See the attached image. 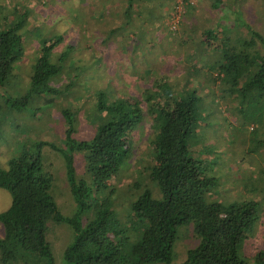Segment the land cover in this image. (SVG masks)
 Listing matches in <instances>:
<instances>
[{"label":"trees","instance_id":"1","mask_svg":"<svg viewBox=\"0 0 264 264\" xmlns=\"http://www.w3.org/2000/svg\"><path fill=\"white\" fill-rule=\"evenodd\" d=\"M216 4L217 0H212L211 6ZM234 13L229 17L232 25L242 26L247 36L227 40L221 49L214 47L218 55L207 69L214 73L212 82L218 79L223 94L235 95L241 106L252 102L264 107V35L245 22L239 11ZM22 16L21 13L0 25L2 89L14 75ZM209 34L210 31L205 32ZM59 38L56 35L43 42L31 61L26 89L19 96L2 97L1 112L3 107L20 109L35 96H42L45 103L61 94L65 96L71 81L57 86L48 83L60 70L57 60L48 57ZM197 92L190 81H185L178 90L168 87L155 96L144 89L140 102L133 97H109L104 89H95V114L89 117L91 131L88 138L80 140L70 136V109L60 107L68 149L37 139L30 149L23 145L17 155L8 158L5 168L0 166V188L10 198L8 206L0 211V264L26 258L35 264H53L45 239L46 228L52 222H62L70 231L61 250L62 264H247L238 247L258 220L259 204L254 198L226 205L208 199V190L217 181L209 175V154L203 150L200 159L191 154L196 151L191 142L202 129L203 119V95ZM144 104L154 123L149 137L152 161L143 167L147 180L137 177L124 215L119 216L114 206L121 198L112 183L107 182L114 180L129 157V139L141 126ZM43 145L56 148L63 157L66 180L75 201V209L69 215L60 212L49 193L53 178L43 170ZM74 148L83 151L80 176L75 172L71 152ZM186 225L196 242L184 251L181 261L172 262L171 245L176 231ZM252 260L253 264H264V252H256Z\"/></svg>","mask_w":264,"mask_h":264},{"label":"rangeland","instance_id":"2","mask_svg":"<svg viewBox=\"0 0 264 264\" xmlns=\"http://www.w3.org/2000/svg\"><path fill=\"white\" fill-rule=\"evenodd\" d=\"M211 2L185 0L183 13L175 28L170 29L167 20L173 0H0V25L23 14L18 24L20 42L14 75L0 88V99L24 92L31 61L43 42L56 35L60 38L48 57L57 60L60 70L48 83L57 86L71 81L65 96L54 97L50 103L35 96L20 109L3 107L0 166L5 168L8 158L17 155L23 145L30 149L37 139L68 149L60 107L70 109L71 139L88 138L89 117L95 114V89H104L109 97H133L141 102L144 89L155 96L168 87L178 90L190 81L203 95L202 129L191 142V146H196L191 154L197 159L203 156V150L209 154V175L217 178L215 187L208 190V199L226 205L254 198L259 204L258 220L238 247L246 263L253 264L254 254L264 252V107L252 102L241 106L235 95H224L218 79L211 81L214 73L210 74L207 66L217 58V48L228 44L227 40L247 36L242 26L232 25L229 17L234 12L239 11L245 22L264 35V0H217L216 7ZM125 4L128 6L123 8ZM206 31L210 34L205 35ZM142 107L141 126L129 139V157L114 180L107 182L112 183L121 198L114 206L119 216L124 215L137 177L147 180L143 167L152 161L149 137L154 123L147 105ZM71 152L75 172L80 176L83 151L74 148ZM41 158L43 170L53 178L49 193L60 212L69 215L75 209V201L66 180L63 157L56 148L43 145ZM9 200L8 192L0 188V211ZM69 238L70 231L64 223L47 226L45 239L53 264H62L61 250ZM195 242L189 225L178 227L171 245L172 262L181 261L184 251ZM12 264L35 263L26 258Z\"/></svg>","mask_w":264,"mask_h":264},{"label":"built area","instance_id":"3","mask_svg":"<svg viewBox=\"0 0 264 264\" xmlns=\"http://www.w3.org/2000/svg\"><path fill=\"white\" fill-rule=\"evenodd\" d=\"M185 0H173V4L168 13V28L174 29L179 17L183 13Z\"/></svg>","mask_w":264,"mask_h":264},{"label":"crops","instance_id":"4","mask_svg":"<svg viewBox=\"0 0 264 264\" xmlns=\"http://www.w3.org/2000/svg\"><path fill=\"white\" fill-rule=\"evenodd\" d=\"M125 1H127V0H125ZM127 5H128V4H125L123 8H125ZM127 8H128V7H127ZM195 11H196V10H195ZM195 11H194V12H195Z\"/></svg>","mask_w":264,"mask_h":264}]
</instances>
